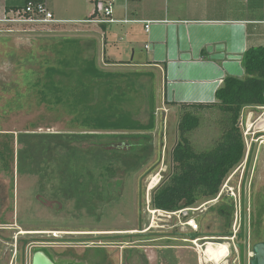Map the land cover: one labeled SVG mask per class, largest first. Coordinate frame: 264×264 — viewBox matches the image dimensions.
Masks as SVG:
<instances>
[{
  "label": "rangeland",
  "instance_id": "1",
  "mask_svg": "<svg viewBox=\"0 0 264 264\" xmlns=\"http://www.w3.org/2000/svg\"><path fill=\"white\" fill-rule=\"evenodd\" d=\"M50 7L56 18L83 19L91 14L95 3L91 0H50ZM96 27L92 24L65 25L30 33L21 28L11 32L0 25V131L16 136L93 132L73 123V115L64 106L42 104L35 86L38 80L45 81V67L57 64L54 48L58 42L64 38H78L85 41L81 43L83 54L96 57L101 70L128 76L123 78L122 85L131 88L128 91L133 97L130 109L133 117L146 128L150 126L153 106L155 108L154 129L96 133L114 137L124 135L120 141L135 145L141 142L152 146L153 152L135 170L122 162V169H119L115 161L116 175L109 179V185L105 179L100 182L97 192L100 197H93L90 203L89 199L82 200L80 195L62 193V175L53 172L57 169L60 151L55 152L56 158L47 160L52 166L48 170L51 180L38 174L18 172L17 160L11 175H6L0 168V206L4 219L0 224V264H32L37 249L52 253L60 264H206L201 251L206 250L207 244L221 243L227 244L230 250L222 264H241L240 244L245 245L244 264H249L256 243L250 229L254 206L255 234L264 239V215L260 221L258 219L259 210L264 206V132L258 128L264 119V109L246 110L243 114L240 127L247 145L246 158L228 177L220 194L222 198H233L236 205L232 221V233L238 234L236 239L230 241L227 238L231 237H221L228 222L214 210L221 202L217 198L190 213L189 217L200 226L201 238L196 244L191 243L189 234L192 232L182 225L183 216L153 219L148 212L149 187L156 180L157 189L173 172L172 153L179 140L180 107H165L161 72L145 65L133 66L110 60L103 51V41L95 31ZM116 31L121 33L122 30ZM126 57L132 59L133 54ZM204 115V126L193 138L200 146L207 142L210 121L215 114L207 111ZM251 124L253 127L249 129ZM104 138L106 143L117 142V139H111L113 137ZM15 149L17 152L21 146L16 144ZM126 153L133 156L128 159L134 164L139 161L136 154L141 155L144 151L136 146ZM92 168L97 177L98 169ZM146 176L143 209L140 210L139 187ZM63 180V185L71 187ZM242 229L245 236L239 240ZM170 246L174 248L166 249Z\"/></svg>",
  "mask_w": 264,
  "mask_h": 264
},
{
  "label": "trees",
  "instance_id": "2",
  "mask_svg": "<svg viewBox=\"0 0 264 264\" xmlns=\"http://www.w3.org/2000/svg\"><path fill=\"white\" fill-rule=\"evenodd\" d=\"M81 43V40L73 38H64L58 42L54 48L57 64L46 66L45 81L38 80L35 86L42 104L64 106L73 115V123L90 128L93 132L67 135L25 133L16 136L14 133L0 131V168L6 175H11L17 160L18 172L38 174L41 178L51 180V172L48 170L52 166L47 160L54 156L56 158L55 152L60 151L57 169L53 172L62 175V193L80 195L82 200L89 199L90 203L93 197H100L97 193L100 182L105 179L109 185V179L116 175L118 170L115 161L119 169H122V162L130 170H135L153 152L152 146L141 142L134 144L143 148L144 153L136 154L139 161L132 164L128 158L133 156L126 153L124 146H132L133 143L120 141L124 135L104 136L96 132L154 129L155 108L153 106L150 126L146 128L133 117L130 109L133 97L131 91H128L131 88L122 85L123 78L128 76L101 70L97 66L96 57L89 58L83 54ZM242 66L244 78L227 77L216 91L215 103L180 106L179 140L172 153L173 172L152 194L153 208L168 212L198 208L219 198L221 202L214 210L228 222L227 230L221 237L232 236V221L236 211L233 198L220 197L221 190L247 154V145L240 127L241 118L246 110L264 108V46L248 49L243 55ZM207 111L215 114L210 121L212 131L209 129L211 133L206 137L207 142L200 146L193 138L204 126V113ZM104 137H113L111 139L115 138L117 142L106 143ZM118 143L121 146L115 147ZM16 144L21 146L17 152ZM92 167L98 169L97 177ZM62 179L68 181L71 187L63 185ZM263 215L264 206L259 210V221ZM255 217L254 206L250 229L254 232L252 240H256L257 244L264 242V239L260 234H255ZM3 223L1 217L0 224ZM193 234L200 238V232Z\"/></svg>",
  "mask_w": 264,
  "mask_h": 264
},
{
  "label": "crops",
  "instance_id": "3",
  "mask_svg": "<svg viewBox=\"0 0 264 264\" xmlns=\"http://www.w3.org/2000/svg\"><path fill=\"white\" fill-rule=\"evenodd\" d=\"M102 1L114 2V19L131 21L95 25L103 51L114 62L145 65L161 72L166 108L215 103L216 91L227 77L244 78V53L264 46V0ZM25 3L0 0V19ZM48 6L51 10L50 0ZM94 12L95 8L83 19H59L55 15L69 23L52 29L83 24L78 22Z\"/></svg>",
  "mask_w": 264,
  "mask_h": 264
},
{
  "label": "built area",
  "instance_id": "4",
  "mask_svg": "<svg viewBox=\"0 0 264 264\" xmlns=\"http://www.w3.org/2000/svg\"><path fill=\"white\" fill-rule=\"evenodd\" d=\"M95 3V12L87 20L80 21L78 23L94 24V25H111L116 23H129V20H116L114 19V2L91 0ZM69 23L67 21H61L55 18V15L48 6V0H29L26 5L21 8L11 9L7 11L3 18L0 19V25L9 28V31H14L17 28L23 29L24 32L38 33L46 32L48 29L58 24ZM149 29V25L146 26ZM156 189L150 187L148 212L152 215V218H165L173 219L174 217L183 216L182 225L190 229L192 233L200 231V226L193 217H189L191 212L198 211L204 206L198 208H187L177 212H168L164 210H158L152 206V192ZM151 193V194H150ZM147 205V204H146ZM189 217V218H188ZM149 231V230H146ZM237 232L232 233L231 238H227L233 241L237 237ZM201 241V238L191 239V243H197ZM209 264H213L209 262Z\"/></svg>",
  "mask_w": 264,
  "mask_h": 264
},
{
  "label": "water",
  "instance_id": "5",
  "mask_svg": "<svg viewBox=\"0 0 264 264\" xmlns=\"http://www.w3.org/2000/svg\"><path fill=\"white\" fill-rule=\"evenodd\" d=\"M115 147H120L121 143L114 145ZM244 205V200H242ZM0 218H1V206H0ZM245 233L244 229H242L241 233L239 234V240L244 239ZM192 239H196L198 236L196 234L190 235ZM240 250V259L242 264L245 263V245L240 244L238 246ZM32 264H56V262L49 256L48 251L37 249L32 257ZM249 264H264V242L257 243L253 246V256L250 260Z\"/></svg>",
  "mask_w": 264,
  "mask_h": 264
},
{
  "label": "bare ground",
  "instance_id": "6",
  "mask_svg": "<svg viewBox=\"0 0 264 264\" xmlns=\"http://www.w3.org/2000/svg\"><path fill=\"white\" fill-rule=\"evenodd\" d=\"M252 127L253 126L251 124L249 129ZM258 128L261 129L262 132H264V119L261 121ZM156 182L157 181L154 180V182L151 184L152 188L157 186V185H155ZM52 235H54V234H52ZM198 247L201 249L200 246H198ZM229 251H230L229 246L227 244H222V243L221 244H207L206 250L204 249L203 252L201 251V255L203 256V261L206 262V264L209 262H211L213 264H222L225 261V259L229 256Z\"/></svg>",
  "mask_w": 264,
  "mask_h": 264
},
{
  "label": "flooded vegetation",
  "instance_id": "7",
  "mask_svg": "<svg viewBox=\"0 0 264 264\" xmlns=\"http://www.w3.org/2000/svg\"><path fill=\"white\" fill-rule=\"evenodd\" d=\"M124 148H125L126 150H129V149H136V146H135L134 144H132V146L128 145V147L124 146ZM137 148H138V146H137ZM147 178H148V176H146V177L140 182V187H139V202H138V206L140 207V210L143 209V197H144V194H143V184H144V181H145ZM165 235H167V234L165 233ZM168 239H170V238H168ZM172 248H174V247L170 246V248L167 247L166 249H172ZM48 254H49V256H50V257L56 262V264H60V263L58 262V260L55 258V256H54L52 253L48 252ZM240 262H241V259H240ZM71 263H72V262H71ZM77 264H79V263H77ZM241 264H242V262H241Z\"/></svg>",
  "mask_w": 264,
  "mask_h": 264
}]
</instances>
